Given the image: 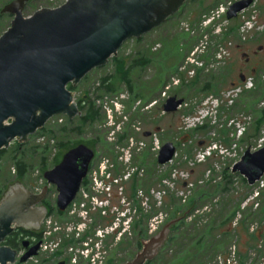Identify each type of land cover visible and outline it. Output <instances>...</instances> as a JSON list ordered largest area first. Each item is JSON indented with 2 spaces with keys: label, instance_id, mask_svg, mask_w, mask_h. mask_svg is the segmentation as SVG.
<instances>
[{
  "label": "rangeland",
  "instance_id": "rangeland-1",
  "mask_svg": "<svg viewBox=\"0 0 264 264\" xmlns=\"http://www.w3.org/2000/svg\"><path fill=\"white\" fill-rule=\"evenodd\" d=\"M65 1L66 0H30L25 6L24 14L25 16H30L41 8L53 7L56 5L60 6L65 3ZM234 1L235 0H189L182 12L179 14L177 13L159 27L145 34L141 43H137L135 39H129L120 47L118 57L131 58L141 51L150 61V64L147 66L138 67L133 71L134 94L130 92L126 83H118L119 91L117 94H105V96L97 98L95 101L103 112L102 106L104 107L105 103L107 106H112L111 100L116 96H126L124 100H121L126 106L124 110L125 117L123 116L122 118L125 123L122 125V129L117 132V126H112L113 123L107 124L106 114L103 112L105 119L102 125L96 126L94 131H89V129H87L83 134L73 135L70 138L73 141L79 139L88 141L95 139L97 134H100L103 138L102 142L96 147L95 160L92 164V171L89 174L91 183L88 188L94 194V197H90L88 191L83 189L80 191L75 203L65 212L64 216L58 218L51 215L50 223L42 221L40 226L41 231L39 233H42V238L46 244L59 242L57 248L54 250L48 248L47 250L40 251L36 258L27 263L20 264H55L56 262L63 261V258H69V255L71 257L70 264H74L76 261L78 263L81 261H88L91 264H106L110 260H114L110 254L112 251L118 254V264H121L119 259L123 258V256L125 257V255L121 250L119 251L121 248L118 245L119 238L125 239L131 236L129 234L131 233V223H127L129 219H126V221L121 220L125 213H127V215L131 214L130 216L141 217L139 208L143 209L144 213L149 212L152 207L157 209L161 208V197L164 195V192H162L160 188L161 185H166L165 181L160 184L161 175L172 171V178L178 181V192L179 195H181L185 192L180 191L182 188L180 185L187 176L189 177L187 172H191V167L194 169V174L193 177H189L190 180H192V178L193 180L201 179L204 174L203 181L206 182L207 179L205 178V174L207 171L213 170V172L217 174H221L225 168L231 171L234 163L240 160L245 151H255L254 147L264 140V119L261 121L260 112L261 109L264 108L263 91H261L259 95V89L256 91L257 93H247L249 89L244 88L243 92L238 96L233 95L229 99L228 94H226L233 88V86H231L233 82L229 81L230 78L239 73L240 64L244 61V57H242L244 49L239 50L237 46H245V44L252 43L256 45L258 41H249L248 43L242 44V39L245 37L249 39L255 36L257 32L262 31L264 36V0H257L256 5L250 11H246L247 17L253 14L256 16L255 27L248 33L242 34L239 30L243 20L242 17L236 20H227L225 16H221L220 19L212 21L209 26H213L214 24L215 26L218 25L217 28H223L219 35L212 33V27L208 26L209 28H204L202 26L203 21L211 15L212 11L216 10L221 5H227ZM4 5L5 4H3L2 7ZM12 19L13 16L10 20V24ZM222 24L223 27H221ZM8 28L7 26H1L0 36ZM232 29L233 32H230ZM206 34L207 37L205 36ZM205 37L207 39H205ZM193 39L196 42H194ZM220 41L223 42V48H225L229 54H226L225 61L220 65H215V68L211 69L209 74H215L218 78H221L222 72L224 74L223 70L225 69V71L228 72L227 76H230V78L228 80L224 79L225 81H223L222 85L209 92L200 91L204 82L197 84V87L190 86L189 89L184 91L186 93L185 96L189 95L185 103L176 112L164 113V102L171 96L178 97V91L181 90L178 89V79L187 76L186 79H188V81H185L186 84L195 82L192 77L187 74V71L179 69L185 64L184 61L186 62V58L190 56L195 46L205 42L203 45L208 48L210 57H212L219 51L218 45ZM114 72L115 66L111 59L105 66L91 71L86 75L87 78L84 77L74 86L75 90L72 91L75 92L74 100L77 102L87 91L93 94L96 93V88L100 85L101 78L107 75H113ZM206 76L207 72L205 71L201 78H197L205 81ZM249 77H253L255 81L256 79L259 80L260 84L264 83L263 76L247 74V78ZM234 81L236 80L234 79ZM236 84L239 83L236 82ZM251 90H255V88ZM163 92H166L165 97ZM136 94H139L140 97L135 98L134 96ZM207 100H210V102ZM139 102L140 104L138 105ZM152 102L155 103L151 105ZM146 105H148V107H146ZM200 109H203L202 113L204 116L200 122H198L193 117L199 114ZM66 119L68 118L65 115H59L54 117L52 121H49L46 125L53 126L62 124ZM114 120L117 123L121 121V119H116V117ZM198 126L205 127L202 130H195ZM112 128L115 129L114 135ZM146 133H149V135L146 136ZM122 134H126L127 137L120 140L119 136ZM32 135L28 137L27 141L38 144L47 139L46 137H37L35 139L31 137ZM167 142H172L176 146V156L170 163L162 166L158 164L157 156L160 148ZM51 144H53V142H51ZM132 144H134L133 147ZM138 146L141 148L139 151H137ZM215 147L217 150L213 152L212 150L216 149ZM58 150L57 148L54 149L51 157L57 154ZM206 150H209V152L211 151V153L213 152L208 163H204L208 159L202 161V156L197 157L198 153L206 152ZM128 151H130V153H128ZM200 160L202 161L200 163H204L205 165L199 166ZM11 167L10 163H4L3 166H1L0 181L3 178L9 177ZM39 168L40 167H34L25 180H19L26 189L34 193L42 192L43 186H47L48 194L46 198L49 202L54 203L57 195L55 187L53 185H48L46 180L40 177L41 172ZM51 168L52 166L49 165L48 169ZM107 171L108 174H106ZM135 171H138V176L140 178L138 179V184L133 180L129 182L127 179V177ZM13 174L14 171L12 169V175ZM103 175L105 176L104 178ZM109 175L110 179H107ZM216 181L219 182L220 179H216ZM173 183L170 184V187ZM215 184L214 182L204 188H199L196 193L198 194L197 196L204 195L198 201V206H196L203 207L209 204V209L204 207L201 209V212L197 214L201 215V218L204 219L202 220L204 221V225L200 227L195 226V228H190L189 224L192 220L188 219V216H190L188 213L185 223L186 227L191 229V237H201L207 227L213 226L214 230L210 236L213 241H215L216 238H221L220 235H223L222 232L227 231L231 225L232 229L237 228L240 232L239 248L242 255V263L264 264V245L263 247L258 246L262 239L260 237L264 235V231L258 235V238L254 236L253 231L257 226L253 225L255 227H251L248 220L240 224V216L238 213L231 222H227L223 226L221 225L223 217L227 218L241 201V208L246 206L244 203L245 201H247V206L245 208L250 207L252 205L251 203L255 201L254 192L256 190H259L261 195L264 194V176L260 182L256 183L252 188H248L238 176L233 178V182L228 186V190L222 189L224 182L218 185ZM135 185H138L137 187L139 190L136 192V196L133 200L132 196L135 193L132 188H135ZM145 190H149V192L146 193ZM184 198L186 197H182V203H185L187 200V198L185 200ZM243 198H245L244 201ZM261 201L263 203L264 196ZM136 202L139 205H136ZM167 202L168 204L170 203L168 199ZM217 202L218 205L216 204ZM176 205L185 208L187 204L179 205L177 202ZM137 206L138 210L136 208ZM121 209H124V212ZM203 210H205V212ZM121 211L123 213H121ZM170 212H173V209H170ZM221 212H223V215L220 214ZM256 213L257 217L255 214V218L261 223L264 220V206L262 212L260 209ZM172 215L174 216L175 214L170 213L169 217L171 218ZM242 215L244 218L243 212ZM167 218L168 216L164 217V215L158 214V220L154 221L151 219V222H149L150 224H148L146 228V232L143 233L151 237L153 234L157 233L165 223L167 224ZM193 219L197 218L194 216ZM83 223L86 224V228ZM236 223H239V225L237 224L236 226ZM95 224L97 225L96 234H94L93 230ZM100 225L106 227L104 229H107V233L112 232V230L117 227H120V232L116 236L109 235L106 239L104 238L102 242H98L99 246H94L96 253L91 260H89L87 254H89L91 250L89 249V251H87V244H79L76 239L82 238V240H86L89 236L93 239H97L96 237L103 238L104 236L101 237L103 234L98 231ZM252 228H254L253 231ZM79 232L80 235H78ZM132 233L134 234L133 238L136 240L134 231ZM61 238L64 240L62 243ZM229 238L230 236L224 239L225 243H223L218 251L215 250L214 247H209L208 253L203 257L197 258L199 260L196 259L194 264H203L207 260L209 263L206 262L204 264H240L241 260L238 262L239 256L236 252L238 250L237 246H235V256H233V258L230 257L233 247L228 248L231 239ZM134 242V247H136L137 241ZM185 243H190V240H186ZM68 246H74V248ZM122 246L124 249L128 246L131 248V245H128L127 241H124ZM102 247L103 249H101ZM79 248H83L84 255L81 249L78 250ZM173 249L175 250L177 248L174 247ZM181 249L182 248H179V250ZM223 251H226L224 256L219 255L213 262H211L212 260L209 261V259L217 253ZM166 253L169 256L168 259H170L173 253L171 254V252L168 251ZM219 257H221L220 260H218ZM224 258H227L225 263ZM253 259L256 260L253 261ZM233 260L235 261L232 262ZM153 264L158 263L154 262Z\"/></svg>",
  "mask_w": 264,
  "mask_h": 264
},
{
  "label": "water",
  "instance_id": "water-1",
  "mask_svg": "<svg viewBox=\"0 0 264 264\" xmlns=\"http://www.w3.org/2000/svg\"><path fill=\"white\" fill-rule=\"evenodd\" d=\"M186 1L66 0L58 7L41 8L30 16L24 14L30 0L6 4L1 13L10 14L13 19L0 36V150L14 141L26 142L56 116L65 115L72 120L80 115L75 92L68 86H75L91 71L105 66L127 40L139 39L165 23ZM251 3L252 0L234 2L227 18H236ZM183 101L177 96L169 97L163 104L164 112H176ZM175 155L176 146L167 142L159 150L157 162L165 165ZM94 158L95 151L80 144L43 173L48 185L55 187L60 212L78 196ZM232 172L241 175L250 186L261 180L264 146L245 151ZM11 185L0 201V264L17 261L18 251L5 244L10 234L17 228L40 232L48 215L46 206L38 207L47 197V186L35 194L18 178ZM178 221L167 222L158 239L146 243L145 249L127 264H144L152 259L153 242L161 244L166 240ZM28 243L24 241L25 245ZM39 247L40 242L32 245L18 261L24 263L36 256Z\"/></svg>",
  "mask_w": 264,
  "mask_h": 264
},
{
  "label": "trees",
  "instance_id": "trees-1",
  "mask_svg": "<svg viewBox=\"0 0 264 264\" xmlns=\"http://www.w3.org/2000/svg\"><path fill=\"white\" fill-rule=\"evenodd\" d=\"M10 1L12 0H0V27L7 26L8 28L10 24L12 15L1 13L2 8L6 4H8ZM3 4L5 5L2 7ZM57 6L59 5H56L53 7H57ZM230 32H233V29L230 30ZM143 39H144V36L139 39H135V41L137 43H141ZM111 61L113 62L115 66L114 74L107 75L101 78L100 85L96 88V93L93 94L87 91L85 95L77 101L78 107L80 109L79 116H77L76 118L72 120L66 119V121L62 124H57L53 126L46 125L45 127L41 128L39 131H37L35 134L31 136L32 138H35V139L37 137H40V138L46 137L47 139L45 138L46 140L44 142H39L38 144H36L35 142L32 143V141H27V142L15 141L9 147L0 150V177H1V166H3L4 163H10L12 166L11 172H9L11 176L9 175V177L3 178L0 181V201L4 193L7 190L6 187L8 188L15 179L18 178V179L25 180L34 167H40L39 168L41 172L40 177H43V173L48 169V166L51 165L53 168L55 165L60 163L63 155L68 150L72 149L73 147H76L80 144H85L95 151V156H96V147L103 140L100 134L99 135L97 134L95 139H91L88 141L81 140V139L73 141L70 138L73 135L83 134L87 129H89V131H94L96 126L102 125L104 123L105 116H104V113L102 112V109L96 104L95 102L96 99L102 98L103 96H105V94L106 95L117 94V92L119 91V87L117 85L118 83H126L130 92L134 94L135 86H134V81H133V71L138 67H145L148 64H150V61L148 60L147 56L141 51H139L137 55L131 58L121 57V56L118 57V55L113 56L111 58ZM222 77H223V74L221 75V78ZM199 78H201V76H199ZM199 78H196L193 84H200L201 82H204V83L206 82V84L200 88V91L209 92L210 90L217 89V87L220 86L219 85L220 78H218L217 75L215 74L213 75L208 74L205 78V81L203 80L199 81L198 80ZM69 89L71 91L75 90L74 86L72 85H69ZM263 89H264V83L260 84V81L256 79L255 90H249L247 93H254L258 90L259 95H260L261 91H263L262 93H264ZM134 97L138 98L140 97V95L136 94ZM260 112H261V121H263L264 108H262ZM204 127L205 126H198L195 130H202L204 129ZM119 137H120V140H123L127 136L126 134H122ZM51 142H53V144H51ZM56 148L59 149L57 154L51 157L52 151ZM210 159L211 158H208V160H206V162L204 163H208ZM94 160L92 161L90 165L89 172L92 171V164ZM204 163H199L198 165L199 166L205 165ZM12 169L14 171L13 175H12ZM190 173H191L190 177H193L194 169H191ZM172 175H173L172 171H169L168 173H164L160 177V184H162V182L165 181L167 185L166 186L165 184H163L161 185V188H160V190L164 192V195L161 199L160 209L152 207V209L149 212L144 213V210L139 208L141 217L137 216L138 217L137 218L136 216H130L131 214H128L124 218H122V220H124L126 217L131 218V221H130L131 233L134 231L135 236H137L138 234L145 235L143 232H146V228L148 227L150 220L153 219L154 217H157L158 214H162L164 215V217L168 216L167 218L168 222L174 219H180V221H178L171 227L170 235L168 238V243L166 245L165 251L155 261L158 264H194L197 258L203 257L206 255V253H208L209 247L211 248L214 247V249L217 251L220 250L223 243H225L224 239L228 236H230L231 238V239L229 238L230 244L228 245V248H231L234 245L237 246L238 250L236 252L238 253V256H239L238 262H240L241 260L240 264H243L242 255H241L240 248H239L240 232L237 228L232 229L230 225V228L227 231L222 232L223 235H220L221 238H216L215 241H213V239L210 236L212 234V231L214 230L213 226L207 227V229L204 230V233L201 237L200 236L191 237V229H188L186 227L185 221H186V216L188 213L191 215L193 214L195 210H199L201 212V209L204 207H207L209 209V206H208L209 204H206L203 207H197L198 201L200 200V198L204 196V195L197 196L198 194L196 193L198 192L199 188H204L205 186L211 185L214 182L216 183L215 185H218L219 183L224 182V186L222 189L228 190V186L233 182V178L235 176H238L248 188H252V186H250L241 175L233 173L229 169L225 168L223 169L221 174L212 172V176L208 180H206V182L203 181L204 174L201 179L193 180L192 178V180H190V183H192L194 187L192 189L191 194L188 196L187 200L185 201V203H182V198L178 196V181L174 180L172 178ZM144 176H147V175H144ZM217 177H221V180L219 182L216 181ZM138 179H140L138 176V171H135L133 174H130L128 181L132 182L133 180L136 182V184H138V181H139ZM90 183L91 182L89 180V177H86L83 182L82 188L87 190L90 196H93L94 194L88 188L90 186ZM171 183H173V187H170ZM185 184H187V182L183 181L180 186L184 187ZM135 186H136L135 188H132L134 190L133 192L135 193L132 196L133 200H134V197L136 196V192H138L139 190V188L137 187L138 185H135ZM145 191L146 193L149 192V190H145ZM263 196L264 194L261 195L260 193V197L257 199L260 204H259V208L256 210H253L254 203H252L250 207H247L243 210L241 208L242 201L238 203L237 206L232 210L231 214H229L227 218L223 217V220L221 221V225L223 226L227 222H231L233 218L237 216V213H238L240 214V220H239L240 224L243 223V221L245 223V221L248 220L251 226L255 224L257 225L256 231H254L253 234L254 236L258 238V235L261 234L262 231H264V220L260 223V221L256 220L255 214L257 217L256 212L260 209H261V212L263 210L264 201L263 203L261 201ZM167 199L170 202L169 204L167 202ZM244 199L245 198H243V201ZM177 202L179 205H183V204H187V205L185 206V208H181L180 206L176 205ZM137 204L138 203L136 202V205ZM216 204L218 205V202ZM45 205L48 208V215H54L58 218H61L62 216H64V213L60 212L57 209L56 204L51 203L48 200H46ZM136 208L138 210V206ZM168 208L173 209V212H170V209ZM122 211L121 213L124 212ZM242 212L244 213V218H243ZM170 213L172 214L174 213L176 216L172 215V217L170 218L169 217ZM220 214L223 215V212H221ZM201 217H202L201 215H196L195 218L197 219H192L191 223L189 224L190 228H193V227L195 228V226L200 227L204 225L203 223L204 221H202L204 219ZM239 223L237 224L239 225ZM94 227L96 228L97 225L95 224ZM104 228L106 227L100 225V229L104 230ZM26 236H29V237L35 236L37 237V239L39 238L38 233H31V234L27 233L25 237ZM260 238L264 239V235ZM188 239L190 240V243L186 244L185 241ZM212 241H213V244H212ZM18 242L19 243H17L15 239L11 240V238H7L5 244L8 246H11L12 248L16 250H19V246H21V241L19 240ZM174 247L177 249L174 250L173 249ZM179 248H182V249L179 250ZM167 251L171 252V254L173 253L170 256V259H168L169 256L166 253ZM226 251L217 253L215 256L210 258L209 261L212 260L211 262H213L215 258L219 255L224 256V253ZM256 259H253V261ZM197 262L201 263L200 261H197ZM206 262L209 263L208 260Z\"/></svg>",
  "mask_w": 264,
  "mask_h": 264
},
{
  "label": "built area",
  "instance_id": "built-area-1",
  "mask_svg": "<svg viewBox=\"0 0 264 264\" xmlns=\"http://www.w3.org/2000/svg\"><path fill=\"white\" fill-rule=\"evenodd\" d=\"M256 2H257V0H253V2H252V4L248 7V8H246V9H244V10H242L239 14H238V17L237 18H241L242 17V23H241V25H240V27H239V30H240V32L242 33V34H244V33H248L249 31H252L253 29H254V27H255V24H256V16H255V14H253V15H251V16H246V14H247V12L246 11H250L255 5H256ZM232 3L233 2H231V3H228L227 5H221L219 8H217L216 10H214V11H212L211 12V15H209V17H207V19L206 20H204L203 21V24H202V26L204 27V28H207L208 26H209V24L210 23H212V21H216V20H218V19H220V17L221 16H225L226 15V13H227V11L229 10V8H230V6L232 5ZM246 12V13H245ZM227 19V18H226ZM228 20V19H227ZM218 27V25L217 26H215L214 28H213V30H212V33H215V34H217V35H219V34H221L220 32H221V30L223 29H221V28H217ZM221 27H223V24H222V26ZM190 28V27H189ZM217 28V29H216ZM192 34H193V32H192ZM208 35H209V33H208ZM206 37H207V34L205 35ZM205 37V39H207ZM246 38V37H245ZM203 44H205V42L203 43L202 42V44L201 45H198L197 47H195V49L190 53V56L189 57H187L186 58V62L184 61V65H182L181 66V68L180 69H182V70H184V71H187V74L190 76V77H193L194 75H195V73H196V71H197V69H199V68H204L205 66V62H204V60L203 59H201V57L202 56H205V58H210V60H211V64H210V66L207 68V69H209V70H211V69H214L215 68V65H220L222 62H224L225 61V58H226V54L228 55L229 53H228V51L225 49V48H223V44H219L218 45V49H219V51L217 52V53H215L212 57H210V54H209V51H208V48L205 46V45H203ZM199 52V53H198ZM198 54V55H197ZM197 55V56H196ZM225 56V57H224ZM209 70H206V72H208ZM263 79H264V75H263ZM254 85H255V83H254V78L253 77H249V78H247V80L245 81V83L244 84H242V85H238V86H236V87H234V88H232L231 90H229L226 94H228V99L231 97V96H233V95H239L240 93H242L243 92V89L245 88V89H249V90H251V89H253L254 88ZM163 95H164V97L166 96V92H163ZM126 98V96H120V97H118V96H116L114 99H112L111 100V104H112V106H107L106 105V103H105V106L103 107L102 106V108H103V112L106 114L105 116H106V123L107 124H110V123H113V125L112 126H117L116 128H117V132H119L121 129H122V125L125 123V121H123L122 120V118H123V116L125 115V113H124V110H125V104H124V102L122 103L121 102V100L123 99H125ZM208 102H210V100H207ZM208 102H206V103H208ZM155 102H152L151 103V105H153ZM140 104V102L138 103V105ZM206 106V105H205ZM146 107H148V105H146ZM202 111H203V109H200V111H199V116L198 117H196L195 119L198 121V122H200V120L202 119V117L204 116L203 115V113H202ZM115 117H116V119H121V121L120 122H116L114 119H115ZM125 117V116H124ZM112 131H113V135H114V131H115V129L114 128H112ZM112 137H114V136H112ZM133 140V139H132ZM263 145H264V140L263 141H261L256 147H254V150H257V149H259V148H261V147H263ZM134 146V144H132V147ZM216 148V147H215ZM141 148L138 146L137 147V151H139ZM211 150V149H210ZM215 150H217V148L216 149H213L212 151L214 152ZM213 152L211 153V151L209 152V150L207 151L206 150V152L204 151V152H200V153H198L197 154V157H199V156H202L201 158V160L203 161H205L206 159H208V158H211L212 157V155H213ZM128 153H130V151H128ZM216 153V152H215ZM214 153V154H215ZM198 160V159H197ZM199 161V163L200 162H202V161ZM235 164V163H234ZM195 165V164H194ZM192 169H193V167H191ZM212 172H213V170H210V171H207V173L205 174V178L208 180L211 176H212ZM107 173V172H106ZM108 174V173H107ZM189 174V177H190V172H187V175ZM179 175V174H178ZM130 176V175H129ZM129 176L127 177V179L129 178ZM105 176L103 175V178H104ZM188 176H187V178L184 180L185 182H187V184H185L184 185V187H182L181 188V190L180 191H184L185 193H182L181 195H179V192H178V196L180 197V198H182V197H186V198H188L187 196L188 195H190L191 194V189H192V187H193V184L192 183H190V178H189ZM99 179H102V178H99ZM107 179H110V175L108 176V178ZM217 179H220L221 180V177H217ZM203 182V181H202ZM201 182V183H202ZM260 182V181H259ZM258 183V182H257ZM171 187H173V185L171 186ZM188 188V189H187ZM82 190H83V188H82ZM260 193L261 192H259V190H256L255 192H254V195H255V197H254V200L255 201H253L252 203H254L253 204V209L254 210H256V209H258L259 208V201L257 200L259 197H260ZM90 196V195H89ZM90 197H94V196H90ZM163 197V196H162ZM162 197H161V199H162ZM186 198H184V200L186 199ZM183 200V199H182ZM73 203H75V201L73 202ZM73 203H72V205H73ZM245 203V205L247 206V201H245L244 202ZM251 203V204H252ZM161 204V203H160ZM71 205V206H72ZM70 206V207H71ZM246 206H243V208H242V210L243 209H245V207ZM69 207V208H70ZM206 209H208L207 207H206ZM203 211H205V210H203ZM197 212V213H196ZM198 213H200V211L199 210H197V211H195V212H193V214H191L190 216H188V219L189 220H192L193 219V217L194 216H196ZM239 216H240V214H238ZM153 220L155 221V220H158L157 219V217H154L153 218ZM130 221H131V219H129V221L127 222V223H129L130 224ZM45 222L47 223V222H49L50 223V216L49 217H47L46 219H45ZM150 222H151V220H150ZM84 225H85V228H86V224L85 223H83ZM129 224H127V225H129ZM150 224V223H149ZM235 225H237V223L235 224ZM256 225V224H255ZM253 226V225H252ZM251 226V227H252ZM257 226V225H256ZM253 227H255V226H253ZM257 228V227H256ZM93 230H94V234H96L95 233V231H96V228L95 227H93ZM254 230V228H252V231ZM99 232H101V234H103L101 237H103V238H105V233L104 232H102L101 231V229H99L98 230ZM254 231H256V229L254 230ZM253 231V232H254ZM45 233V232H44ZM78 235H80V232L78 233ZM92 235V234H91ZM97 239H93V238H90V236L89 237H87L86 238V240H82V238H78V239H76V241L77 242H79V244H84V243H86L87 244V251H89V249L91 250V252L89 253V254H87V257H88V259L89 260H91V258L94 256V254L96 253V249H94V246L95 245H97V246H99L98 245V242H102L103 241V238H98V237H96ZM41 239H42V241H41V245H40V251H43V250H47L48 248H50V249H52V250H54V249H56L57 248V246H58V244H59V242H56V243H52V244H46L45 243V241L43 240V238H42V234H41ZM89 240H90V242H89ZM62 241H64V240H62V238H61V243H62ZM264 245V239H261L260 240V242H259V247H262ZM70 248H74V246H69ZM96 247V246H95ZM233 247V248H232ZM231 248V255H230V257H232L233 258V256H235V245L234 246H232ZM81 248H79L78 250H80ZM101 249H103V247L101 248ZM40 251H39V253H40ZM83 251V255H84V250H83V248L81 249V252ZM37 256H34V257H31L28 261H30V260H32V259H34V258H36ZM90 257V258H89ZM68 258V257H67ZM71 257H70V255H69V260H71L70 259ZM220 258L221 257H219L218 258V260H220ZM228 258V257H227ZM227 258H224V263L226 262V260H227ZM27 261V262H28ZM235 260H233L232 262H234ZM26 262V263H27ZM78 264V262L76 261L74 264ZM79 263H83V261L82 262H79ZM231 264H233V263H231Z\"/></svg>",
  "mask_w": 264,
  "mask_h": 264
},
{
  "label": "flooded vegetation",
  "instance_id": "flooded-vegetation-1",
  "mask_svg": "<svg viewBox=\"0 0 264 264\" xmlns=\"http://www.w3.org/2000/svg\"><path fill=\"white\" fill-rule=\"evenodd\" d=\"M188 2H189V0H187L182 5L180 10L178 11V14L185 9V6L187 5ZM190 32H192V31L190 30ZM191 37H193V36H191ZM249 41H258V43L256 45H253V43H252V44H245V46H242V45H238L237 46V48L239 50L240 49H244V51L242 53V57H244V61L242 62V64H240L239 73L237 75L233 76L232 78H230V76H227L228 72L225 71V69H224L223 70L224 74L222 72L223 77L219 79V83H220L219 85H222L223 81H225L224 79L228 80L230 78L229 81L233 82L231 86H233V88H234V87H236L238 85H242V84L245 83V81L247 80V74H252V75H255V76H263L264 75L263 74V71H264V36L262 34V31L261 32H257L255 36H252L249 39L248 38L242 39V44L243 43H248ZM194 42H196V41L194 40ZM198 45H196L195 47H197ZM203 59L207 63L204 65L205 66L204 68L197 69L195 75L192 77V79L194 81H195V79L197 77L202 76L203 73L206 70H209L207 68L210 66L211 60H208L206 58H203ZM209 72H211V71L209 70L207 72V75L209 74ZM195 76H196V78H195ZM186 78H187V76L178 79V81H179L178 89H181L180 91H178V98L179 99H183L184 101H186L188 96H189V95L185 96L186 93L184 91L189 89L190 86L197 87V84H193V83L186 84L185 81L186 82L188 81V79H186ZM234 79L236 81H234ZM198 80L200 81L201 79H198ZM236 82L239 83V84H236ZM205 84H206V82L203 85H205ZM11 186L12 185H10L7 188V190L4 193L3 197L1 198V200L4 198L5 194L10 189ZM46 200H47V198L38 207H43V206L45 207L46 206L45 205ZM54 204H56V198H55ZM31 227H34V226H31ZM165 227H166V223L159 229V231L157 233L153 234L151 237H148V235L146 236V235L138 234L136 236L137 239L135 240V238H133L134 234H132V233H129L131 236L130 237L128 236L125 239L120 237L118 245L121 248L119 249V251L121 250V252L124 253V255H125V257L123 256V258L119 259V261H121V264H127L130 261L134 260L136 258V256L138 255V253L142 252L145 249L146 243L150 242L153 239H158L157 237H159L161 235V233L164 231ZM119 232H120V229H117L115 231V236ZM27 233L28 234L37 233V230H34L32 228H31V230H27V229H24V228H17L8 237V238H11V240L15 239L17 241V243H19L18 242L19 240L21 241V246H19V250H17L19 255H21L24 252H26V250H28V248H30L32 245L38 243V241H40V242L42 241L40 234L38 236L39 238L37 239V237H35V236H33V237L26 236L25 237V235ZM168 238L166 240H164L161 244H158L157 242H153V248H155L154 255H153L152 259L147 260L144 264H153L156 261V259L160 255H162L164 253L166 245L168 243ZM25 240H28V242H29L27 245L24 244ZM124 241H127L128 245L129 244L131 245V248H129V246H128L126 249H124V247L122 246ZM134 241H137L136 247H134V245H135ZM38 253H39V251H38ZM110 254L114 258V260H110L106 264H118V254H116L115 251H112ZM63 261H65L66 264H70V261L67 258H64ZM58 263L59 262H56L55 264H58ZM83 263L84 264H90L89 262H83ZM16 264H20V263L17 262Z\"/></svg>",
  "mask_w": 264,
  "mask_h": 264
}]
</instances>
